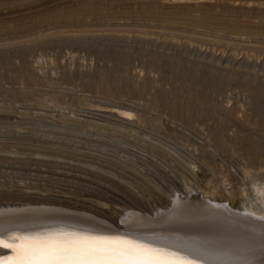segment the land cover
I'll return each mask as SVG.
<instances>
[{
    "label": "rangeland",
    "instance_id": "obj_1",
    "mask_svg": "<svg viewBox=\"0 0 264 264\" xmlns=\"http://www.w3.org/2000/svg\"><path fill=\"white\" fill-rule=\"evenodd\" d=\"M256 183L264 0H0V220L142 233Z\"/></svg>",
    "mask_w": 264,
    "mask_h": 264
},
{
    "label": "bare ground",
    "instance_id": "obj_2",
    "mask_svg": "<svg viewBox=\"0 0 264 264\" xmlns=\"http://www.w3.org/2000/svg\"><path fill=\"white\" fill-rule=\"evenodd\" d=\"M254 193L258 203L244 208V214H238L224 206H209L205 203L201 205L202 209L199 208L201 211L195 210L191 205V208L185 209L176 207L177 211L166 218L162 229L149 227L142 233H116L75 220L42 216L1 219L0 228L4 230L5 237L21 239L77 236L125 241L163 252L171 259L187 260L190 264H264V241L261 240L264 237V183L254 184ZM150 225L152 224H147ZM224 226L251 229L254 241L244 234L240 235L241 238L234 237L236 233L233 236V230H230L233 237L229 235L227 238L218 237L220 233H213L215 229L221 230ZM136 227L145 226L139 224ZM5 243L11 242L5 239ZM15 247L17 245L12 244L11 247L0 248V257L5 261L13 259Z\"/></svg>",
    "mask_w": 264,
    "mask_h": 264
},
{
    "label": "snow or ice",
    "instance_id": "obj_3",
    "mask_svg": "<svg viewBox=\"0 0 264 264\" xmlns=\"http://www.w3.org/2000/svg\"><path fill=\"white\" fill-rule=\"evenodd\" d=\"M5 239L11 243L6 244ZM14 258L0 264H190L167 254L125 241L88 237L21 239L5 237L0 228V248L11 247Z\"/></svg>",
    "mask_w": 264,
    "mask_h": 264
}]
</instances>
